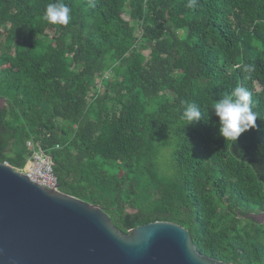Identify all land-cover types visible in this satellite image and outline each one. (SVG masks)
<instances>
[{
    "label": "trees",
    "instance_id": "trees-1",
    "mask_svg": "<svg viewBox=\"0 0 264 264\" xmlns=\"http://www.w3.org/2000/svg\"><path fill=\"white\" fill-rule=\"evenodd\" d=\"M56 2L67 25L42 19ZM188 5L0 0V162L22 169L32 139L60 191L122 232L172 221L207 256L264 264V0ZM236 87L258 118L235 142L212 106ZM186 103L202 113L187 126Z\"/></svg>",
    "mask_w": 264,
    "mask_h": 264
},
{
    "label": "water",
    "instance_id": "water-1",
    "mask_svg": "<svg viewBox=\"0 0 264 264\" xmlns=\"http://www.w3.org/2000/svg\"><path fill=\"white\" fill-rule=\"evenodd\" d=\"M0 264L231 263L201 253L178 223L159 220L122 232L99 204L0 162Z\"/></svg>",
    "mask_w": 264,
    "mask_h": 264
},
{
    "label": "clouds",
    "instance_id": "clouds-1",
    "mask_svg": "<svg viewBox=\"0 0 264 264\" xmlns=\"http://www.w3.org/2000/svg\"><path fill=\"white\" fill-rule=\"evenodd\" d=\"M195 0H189V7ZM70 9L62 2L50 3L42 19L53 25H67L70 21ZM252 72L251 65L245 67ZM214 114L219 118V131L223 138L237 141L238 137L249 129L256 127L257 113L253 111L252 94L244 87H236L230 95L224 96L212 106ZM202 113L197 105L186 103L180 120L187 125L195 124Z\"/></svg>",
    "mask_w": 264,
    "mask_h": 264
},
{
    "label": "built area",
    "instance_id": "built-area-1",
    "mask_svg": "<svg viewBox=\"0 0 264 264\" xmlns=\"http://www.w3.org/2000/svg\"><path fill=\"white\" fill-rule=\"evenodd\" d=\"M26 145L30 154L20 171L26 173L31 180L47 188H52L55 182L58 184L53 172V157L50 153L32 139L27 140ZM55 188L57 186H54L53 189Z\"/></svg>",
    "mask_w": 264,
    "mask_h": 264
},
{
    "label": "rangeland",
    "instance_id": "rangeland-1",
    "mask_svg": "<svg viewBox=\"0 0 264 264\" xmlns=\"http://www.w3.org/2000/svg\"><path fill=\"white\" fill-rule=\"evenodd\" d=\"M123 17L128 18V16H126V15H123ZM145 53H146V51H145ZM257 218H258L259 220L263 221V220H264V214H260V215H258Z\"/></svg>",
    "mask_w": 264,
    "mask_h": 264
}]
</instances>
